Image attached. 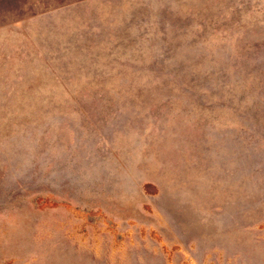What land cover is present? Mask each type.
I'll list each match as a JSON object with an SVG mask.
<instances>
[{
    "label": "rangeland",
    "instance_id": "1",
    "mask_svg": "<svg viewBox=\"0 0 264 264\" xmlns=\"http://www.w3.org/2000/svg\"><path fill=\"white\" fill-rule=\"evenodd\" d=\"M0 264H264V0H0Z\"/></svg>",
    "mask_w": 264,
    "mask_h": 264
}]
</instances>
